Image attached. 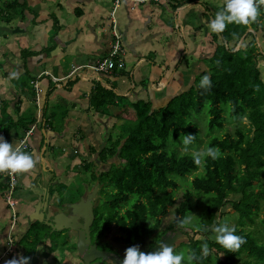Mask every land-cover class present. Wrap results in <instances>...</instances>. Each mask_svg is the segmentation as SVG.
I'll return each instance as SVG.
<instances>
[{
    "label": "trees",
    "instance_id": "1",
    "mask_svg": "<svg viewBox=\"0 0 264 264\" xmlns=\"http://www.w3.org/2000/svg\"><path fill=\"white\" fill-rule=\"evenodd\" d=\"M188 2L170 0L147 5L160 3L179 7ZM17 5V0H0V19L10 21ZM122 6L131 7L126 1ZM259 12L257 21L250 26L233 23L223 33H214L213 40H220L211 55L202 60L207 69L197 75L186 90L171 96L166 104L156 109L149 99L132 102L127 96L99 84L92 89L89 100L90 107L95 110L110 114V106L127 107V114H123V108L117 112L118 120L124 122L116 138L109 137L98 152L102 162L118 152L115 158L120 162H113L108 169L90 170L93 184L96 180L100 181L96 184H104L99 189L98 199L108 198L103 205H111L109 213H104L99 201L96 202L92 228L98 234L109 231L114 223L122 231L126 249L138 245L141 251L149 252L164 233L176 229L186 238H180L178 245H174V253L179 254L180 249H186V253L195 251L201 258L194 260L193 264H264V73L261 74L257 67L255 38L245 47L236 48L230 43L245 41L252 35L249 34L252 33L249 32L250 27L259 28L264 21V7H260ZM54 31L58 32V29ZM123 46L125 48V43ZM204 75L211 78L208 90L199 87ZM5 106L4 101L2 107ZM61 109L63 117L67 108ZM202 122L208 135L206 149L218 148L220 155L217 159L206 157L196 165L193 153H182L178 147L185 146L182 143L185 134L195 135V140L187 148L197 147L202 141ZM30 126L25 119L18 125L24 135ZM7 130L4 126V131ZM170 142L177 146L168 148ZM88 168L86 165L85 169ZM3 176L4 180L0 181L2 197L9 189V177ZM188 177L193 179L188 180ZM181 187L184 192L177 204L176 194ZM16 189V192L20 191L19 185ZM66 189V184L61 182L51 187L49 193L57 191L63 195ZM195 193L203 202V210L199 214L201 225L179 228L177 221L196 208ZM228 205L238 214L237 223L231 228L244 241L235 252H229L216 243L212 231L214 225L220 224ZM172 210L176 217L159 230L162 217ZM196 233L201 237L196 238ZM63 234L64 231H53L43 222H31L19 241L22 255L31 257L30 264H38V245L45 239L50 240V246L47 252H43L44 256H48L49 251L58 250L59 246L75 248V244H69L66 237L62 241ZM205 242L209 251L207 256H202L201 245ZM5 248L6 242L0 247V253L3 254ZM16 256L10 254L8 257ZM184 262L187 264L186 258Z\"/></svg>",
    "mask_w": 264,
    "mask_h": 264
},
{
    "label": "crops",
    "instance_id": "2",
    "mask_svg": "<svg viewBox=\"0 0 264 264\" xmlns=\"http://www.w3.org/2000/svg\"><path fill=\"white\" fill-rule=\"evenodd\" d=\"M17 2L13 18L10 21L0 19V134L15 147L20 144L24 134H21L23 130L20 128L14 130V123L20 124L25 119L28 126L36 124L29 139L30 148H21L37 158L35 169L17 174L18 196L27 204L21 207V220L14 228L15 236L20 241L33 222L29 217L39 196L49 199L48 209L51 211L62 210L64 204L77 201L91 191L95 183L90 170L99 169L101 163L110 160L102 162L98 152L109 137L116 138L119 131H114L115 124L123 123L118 120L117 112L123 108V114H127V107L110 106V114L90 107L89 96L95 85L113 89L132 102L149 99L153 102V109L166 104L175 95H169L167 87L174 90L175 84L182 88L187 82L194 83L196 76L205 70L198 72L195 68L193 73L186 71L181 61L187 64L188 56L181 52L189 46L193 53L199 52L201 47L208 45L207 37L202 40L203 34L196 35L197 43L189 41V36L203 31L220 10L223 0H192L187 6L177 7L174 25L169 5L118 8L115 17L125 43L126 66L100 73L99 81L97 75L89 70L83 76H67L74 67L93 64L109 54L114 40L111 32L114 6L111 0ZM19 4L22 5L20 10ZM185 7L188 11L183 14ZM195 12L196 21L193 18ZM56 28L58 32L54 31ZM200 42L203 44L199 46ZM194 56L199 66L201 62L197 53L189 55L190 61ZM147 64L151 67L148 82L142 71ZM12 72L24 77V82L10 80ZM53 77L61 79L54 81ZM33 81L42 88L38 101L35 99L37 91ZM162 83L166 84L161 86ZM188 86L183 89L186 90ZM4 101L6 108L2 107ZM65 106L67 114L62 117L61 108ZM52 113L56 116L53 117ZM115 119L118 120L116 123ZM2 125L8 129L6 132ZM89 161L93 166L89 165ZM86 165H89V170L85 169ZM75 168L86 171L90 182L74 180L75 172L70 170ZM4 178L0 174V181ZM71 181L80 193L68 189ZM61 182L67 186L63 196L57 191L50 194V188ZM66 195L78 199L72 198L70 201ZM61 197L65 200H60ZM3 204L0 198V231L3 234L0 247L5 245L12 218V215L8 218ZM24 214L27 216L22 218ZM44 241L50 242L45 239L38 245V264L43 257H47L43 255ZM1 254L0 263L4 264L10 255L1 257Z\"/></svg>",
    "mask_w": 264,
    "mask_h": 264
},
{
    "label": "clouds",
    "instance_id": "3",
    "mask_svg": "<svg viewBox=\"0 0 264 264\" xmlns=\"http://www.w3.org/2000/svg\"><path fill=\"white\" fill-rule=\"evenodd\" d=\"M260 7H264V0H223V5L215 14L214 19L209 22L208 28L212 33L219 35L226 30L229 24L234 23L237 25L250 26L257 21L260 15ZM18 76L19 74L17 72H12L9 75V79H17ZM199 87L205 90L211 88V78L209 75L202 76ZM194 140L195 135L185 134L182 136V143L185 145L186 150L187 146L192 144ZM219 155L220 150L218 148L209 147L194 152L193 161L196 165H200L206 157L217 159ZM36 163L37 158L32 154L22 151L19 145L14 147L13 143L7 142L3 136H0V174L15 175L28 173L35 169ZM164 217L165 216L162 218ZM190 223L191 216H186L177 221V226L179 228H184ZM63 231L65 232V230ZM212 231L215 233L214 238L216 243L229 252H235L240 248L241 244L244 243L243 239L235 234V229L230 228L227 223L214 225ZM76 240L74 243L75 248ZM201 251L202 256L208 255L209 248L206 242L201 245ZM121 256L123 257L121 264H183L185 258L187 259V264H193L194 260L201 258L198 257L193 250H188L187 257H185L183 251L176 254L172 246L163 242L154 252H144L140 250L138 245H133L128 247L125 252L122 251ZM30 260L31 257L18 255L5 260L4 264H30ZM105 262L113 264L111 260Z\"/></svg>",
    "mask_w": 264,
    "mask_h": 264
},
{
    "label": "rangeland",
    "instance_id": "4",
    "mask_svg": "<svg viewBox=\"0 0 264 264\" xmlns=\"http://www.w3.org/2000/svg\"><path fill=\"white\" fill-rule=\"evenodd\" d=\"M9 1H11V0H9ZM187 1H190V0H187ZM153 4H156V3H153ZM158 4L161 5L160 3H158ZM187 4L188 3H185V4H182L180 6H187ZM220 5L222 6L223 5V2ZM161 6L164 7L163 5H161ZM221 6H219V7H221ZM18 8L20 10L22 8V5L19 4ZM169 9H170V12H171L170 15L172 17V24L174 25L175 24V20H176V16L174 15V12H175V10H177V7L170 6ZM186 11H188V9H186V7H185L183 9V11H182L183 14H186L185 13ZM195 15L197 16V13L196 12H195L194 17H193L195 19V21H196V16ZM249 32H252V33H249V34H252V35H249L246 38L245 41L244 40H240L237 43H235V41H232L230 43H231V46H235L236 48H240V47H245L246 44L251 39L255 38L256 44L258 45V48H257L258 55L256 57V59H257V67L259 68L261 74H263L264 73V21L259 24V28L257 30H256V28L250 27ZM201 34H203V35H201ZM213 34L214 33H212L209 30L208 25H207V26H205L203 28V31L202 32H199L198 33L196 31V33H193V34H191L189 36V41L190 40H194L196 43H197V39H198V36H196V35H201L202 36V40H204V38L207 37V39H208V45L205 44L206 46L201 47V49H199V52H194L193 53L192 52V49H188V48H191V46L187 47L185 50H183V52H181L182 55L188 56V61L189 62L187 64H185L184 61H181V64H182L183 68H185L186 71H189V72L193 73L195 71V68L197 69L198 72L201 71V70H203V69H205V70L207 69V64H205L204 61H202V60L203 59H206L209 55H211L212 51L216 47L217 42H219V40H220V39L218 41H216L215 39L213 40ZM202 44L203 43L200 42L199 43V46L202 45ZM195 53H197V55H199L198 61L201 62L199 66H198L199 63H197L196 60H195V58H196L195 56L193 57V60L190 61L189 55L195 54ZM125 58H126V55H125ZM126 60H127V58H126ZM150 70H151V67L148 64L142 69V71L144 73V76H145V79H146V82H148V77L150 75ZM17 79H18V82H20V83H22V81L24 82V77L19 76ZM174 80H176V79H174ZM191 84H193V83L187 82L186 84H183L182 88L179 87V84H175V89L174 90H172V89L169 90V87H167L166 92L170 91L169 95H174V94H177L181 89L186 88L187 85H191ZM164 85L165 84L162 83L161 86H164ZM159 95H160V93H159ZM116 121H118V120L115 119L114 123H116ZM204 122L207 124L206 121H204ZM245 122L247 123V119L246 118H245ZM18 125L20 126L19 123H15V125H13L15 131H17V129H19ZM203 126H204V123L203 122L200 123L201 131H202L201 132L202 141H200L197 144V147L187 148V150H186L185 146H179L178 147V150H180L182 153L183 152H186V151L194 153L196 151H200V150L206 149V142L208 140V135H207L206 130H205L206 128L203 127ZM120 129H121V126L115 124L114 131L115 130L120 131ZM194 143H196V141ZM107 145H109V143ZM174 146H177V145L175 143H171L170 142L168 148H173ZM117 153L114 156H112V158L108 162H106L105 164L101 163L99 169H101V168L108 169V168L111 167V165H112L113 162H120V160H118L117 158H115V156H117ZM89 165L90 166H93V163L91 161H89ZM70 171L71 172H75L73 174L74 180H76L78 182L79 181L82 182V180L89 181L90 182V176H88L86 174V171L80 170V168L71 169ZM199 171L201 172V170H199ZM77 173H82V175L81 176H78ZM188 178H189L188 180H192L193 179L192 177H188ZM98 182H100V181L99 180H96V182H95L94 185H96V183H98ZM98 185H99V189H101V187L104 184H98ZM105 188H107V186H105ZM68 189H70V190H72L74 192L79 191L78 188H75L73 181H71ZM183 192H184V190H183L182 187L177 191V194H176L177 204L180 202V200L182 198V195H183ZM18 193H19V191L16 192L15 198L12 200L13 203L15 204L14 205V208L8 207V202L6 201L5 196H3V197L0 196V198L3 201V203H4L3 204V207H4L5 211L8 212V218H10L11 215H12V218H13V215L15 213H17V219L19 221V220H21V217H20L21 216V212H22L21 207L22 206H25L27 204L20 199V197L18 196ZM79 193H80V191H79ZM70 196L71 195H66L67 200H70L71 201L72 198L73 199H78V198H74V197H70ZM193 196H194V201H195L194 204H195V207L196 208H194L193 211H191V212L188 213L187 216H191V223L188 224L187 226L192 227L194 225V226L199 227L201 225V215H199V214L201 213V210H203V202L199 199L200 198V195L199 194L195 193ZM60 199L65 200L63 197H61ZM107 200H108V198H105L104 199L103 197H100L98 199V201H99L98 205H100V209H102L103 211H105L104 213H109V207L111 206V205L110 206L109 205H103L105 203V201H107ZM96 201H97V199H96ZM198 202H200V203H198ZM96 206H97V204H96ZM107 208H108V210H107ZM62 210H64V209L62 208ZM176 215L177 214L173 210L170 211V213H168V215H166L163 218V223H162V226L160 227L159 230H163L164 227H166V225H168L171 221H173V219L176 217ZM26 216L27 215L24 214V215H22V218H25ZM237 218H238V214L234 211V209H232L228 205L225 208L224 216L221 218L220 224L221 223H227L228 226L231 228V227H233V226L236 225ZM11 222H12V219H11ZM65 231H67V230H65ZM121 233H122V231H120L119 228L113 223L111 225V229L109 231H107L106 236L104 237V240H105V242H107V241L110 242L108 244H111V246H113V247H115L117 249H120L121 251H124L125 248H126V246L124 244L123 237H121L122 236ZM65 236H66V234H63L62 235V237H61L62 238V241H63V239H65ZM155 236H157V234H155ZM195 237L196 238H200L201 235H199L198 233H196L195 234ZM184 238H186V236H184ZM178 241H177L176 245H178V243H179ZM43 244H44L43 248L45 249L44 251L47 252L48 251V248L50 246V242L49 241H44ZM73 248H74V246L68 247V245H65L64 247L63 246H59L58 247V250L53 251V252L49 251V256H47L46 258L43 257V259L41 260V263L40 264H61V263L62 264H78V258L76 256L77 253L74 251L75 253L74 254H71V252H67L66 251L67 249L73 250ZM180 250H181L180 252L183 251L185 253V257H187V254L188 253H186V249H184V250L180 249ZM183 263H185V262H183Z\"/></svg>",
    "mask_w": 264,
    "mask_h": 264
},
{
    "label": "water",
    "instance_id": "5",
    "mask_svg": "<svg viewBox=\"0 0 264 264\" xmlns=\"http://www.w3.org/2000/svg\"><path fill=\"white\" fill-rule=\"evenodd\" d=\"M38 198V203H34V211L30 214V221L43 222L50 226L53 231H76L77 252L85 264H103L107 260H111L113 264H121L123 257L120 254L100 250L96 244H91L90 231L96 217L95 202L98 198V184L94 185L91 191L83 194L77 201L63 205L64 210L51 211L48 209L49 199L43 198V196ZM184 236L181 231L171 229L160 237L159 242L149 252L156 251L162 242L174 247L177 241Z\"/></svg>",
    "mask_w": 264,
    "mask_h": 264
},
{
    "label": "built area",
    "instance_id": "6",
    "mask_svg": "<svg viewBox=\"0 0 264 264\" xmlns=\"http://www.w3.org/2000/svg\"><path fill=\"white\" fill-rule=\"evenodd\" d=\"M113 1V11L111 13V17L113 19V25H112V34L114 37L111 49L109 51V54L102 60H98L93 64H88V65H81L74 67V69L70 72V74L67 77L70 76H77V75H84L86 70L92 71L96 76V78L100 79L98 76L100 73H108L114 68H124L126 65V62L124 60V52L125 48L123 46V37L121 30L119 29V25L117 22V19L115 17V11L124 4L126 1L131 5L132 8L135 7H142L146 5L147 3H152V2H164L167 3L169 0H112ZM177 1H182V0H177ZM61 78L58 77H53L54 81H57ZM36 87L37 95H36V101L39 99V93L42 92V88L38 85L36 81H33ZM36 128V125L33 124L31 128L25 133L24 137L21 139V142L19 146L21 148H30L29 145V139L33 133V130ZM2 136V134H0ZM6 177H9V189L6 192L5 199L8 202V206L10 208L14 207L13 199L15 198L16 195V187H18L19 180L17 177V174L15 175H8L4 174ZM18 224V219H17V213L13 215L11 226L9 229V232L6 234V248L5 251L3 252V255L9 256L10 254H15V255H20L23 254V248L19 246V241L16 238V230H14L15 227H17ZM2 232L0 231V238L2 237ZM1 264V263H0Z\"/></svg>",
    "mask_w": 264,
    "mask_h": 264
},
{
    "label": "flooded vegetation",
    "instance_id": "7",
    "mask_svg": "<svg viewBox=\"0 0 264 264\" xmlns=\"http://www.w3.org/2000/svg\"><path fill=\"white\" fill-rule=\"evenodd\" d=\"M92 227L93 226H91V231H90L91 244H96V246L100 250L118 252V253H120L122 255V251L120 249H117V248L111 246V244H108V243H110L108 241L105 242L104 237L106 236L107 232H105L103 234H98ZM64 233L66 234L67 241L70 239L69 240L70 242L68 241L69 244L73 245L75 243L76 238H77V232L73 231L71 233V231H65ZM103 246H106V247L103 248ZM71 249H67L66 251L67 252H71V254H74L75 252L77 253V248H74L73 250H71ZM76 256L78 258V264H83V261L79 257L78 253H77ZM103 264H110V263L109 262H103Z\"/></svg>",
    "mask_w": 264,
    "mask_h": 264
},
{
    "label": "bare ground",
    "instance_id": "8",
    "mask_svg": "<svg viewBox=\"0 0 264 264\" xmlns=\"http://www.w3.org/2000/svg\"><path fill=\"white\" fill-rule=\"evenodd\" d=\"M170 1V0H169ZM171 2H172V0H171ZM174 3H176V2H174ZM110 75H112V74H110ZM166 84V83H165ZM40 197V196H39ZM14 208V207H13ZM15 211V210H14ZM12 219V218H11ZM11 226V225H10ZM2 261V260H1Z\"/></svg>",
    "mask_w": 264,
    "mask_h": 264
}]
</instances>
